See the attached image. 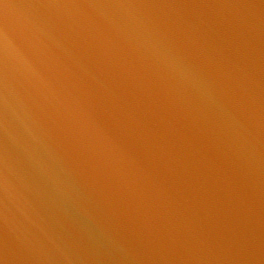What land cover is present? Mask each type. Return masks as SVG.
Returning a JSON list of instances; mask_svg holds the SVG:
<instances>
[{"label": "water", "instance_id": "water-1", "mask_svg": "<svg viewBox=\"0 0 264 264\" xmlns=\"http://www.w3.org/2000/svg\"><path fill=\"white\" fill-rule=\"evenodd\" d=\"M0 264H264L245 0H0Z\"/></svg>", "mask_w": 264, "mask_h": 264}, {"label": "clouds", "instance_id": "clouds-1", "mask_svg": "<svg viewBox=\"0 0 264 264\" xmlns=\"http://www.w3.org/2000/svg\"><path fill=\"white\" fill-rule=\"evenodd\" d=\"M13 40L15 41V46L16 48L21 52V53H26L27 50V41H16V38L13 36Z\"/></svg>", "mask_w": 264, "mask_h": 264}]
</instances>
